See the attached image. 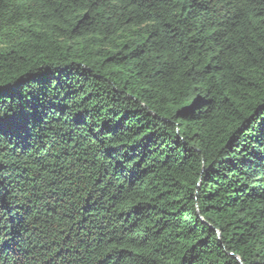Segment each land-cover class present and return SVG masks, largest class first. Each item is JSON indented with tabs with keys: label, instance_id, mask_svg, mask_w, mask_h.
Wrapping results in <instances>:
<instances>
[{
	"label": "trees",
	"instance_id": "obj_1",
	"mask_svg": "<svg viewBox=\"0 0 264 264\" xmlns=\"http://www.w3.org/2000/svg\"><path fill=\"white\" fill-rule=\"evenodd\" d=\"M0 264H264V0H0Z\"/></svg>",
	"mask_w": 264,
	"mask_h": 264
},
{
	"label": "water",
	"instance_id": "obj_2",
	"mask_svg": "<svg viewBox=\"0 0 264 264\" xmlns=\"http://www.w3.org/2000/svg\"><path fill=\"white\" fill-rule=\"evenodd\" d=\"M238 259L240 260V258L238 257Z\"/></svg>",
	"mask_w": 264,
	"mask_h": 264
}]
</instances>
